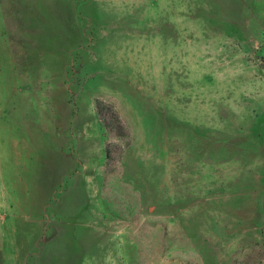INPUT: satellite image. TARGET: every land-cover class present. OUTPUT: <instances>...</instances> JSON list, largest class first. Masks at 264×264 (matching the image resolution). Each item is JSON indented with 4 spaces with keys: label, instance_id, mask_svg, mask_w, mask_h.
Listing matches in <instances>:
<instances>
[{
    "label": "rangeland",
    "instance_id": "rangeland-1",
    "mask_svg": "<svg viewBox=\"0 0 264 264\" xmlns=\"http://www.w3.org/2000/svg\"><path fill=\"white\" fill-rule=\"evenodd\" d=\"M0 6V208L43 264H262L264 0Z\"/></svg>",
    "mask_w": 264,
    "mask_h": 264
},
{
    "label": "crops",
    "instance_id": "crops-1",
    "mask_svg": "<svg viewBox=\"0 0 264 264\" xmlns=\"http://www.w3.org/2000/svg\"><path fill=\"white\" fill-rule=\"evenodd\" d=\"M1 10L2 6H0V12ZM1 19L2 16L0 15V31L1 29H4L2 27L5 26L4 20L1 22ZM3 36L5 37L4 33ZM3 211H5V208H0V264H27L25 263L27 259L26 253L28 250L35 247L37 241H40L41 243L40 257L35 259L34 264H43V259L46 255L45 251L48 248L47 245L49 243L52 245L55 241L59 240V237H46L53 236V231H50V233H47L46 235L45 231H42L43 227H40L43 226L42 221L34 223L38 229L35 227L28 231L25 227V222L22 223L23 225L17 223L15 220L9 222L7 219L9 217L5 215V212L3 213ZM26 232L34 235H32V237L31 235L30 237H26ZM18 235H21V237H16ZM44 242L46 247L45 250L44 247H42L44 246ZM82 254H84V250ZM50 256L51 257L46 260V264H53V253H50ZM21 258L26 259L21 262Z\"/></svg>",
    "mask_w": 264,
    "mask_h": 264
},
{
    "label": "trees",
    "instance_id": "trees-1",
    "mask_svg": "<svg viewBox=\"0 0 264 264\" xmlns=\"http://www.w3.org/2000/svg\"><path fill=\"white\" fill-rule=\"evenodd\" d=\"M262 264H264V260L262 261Z\"/></svg>",
    "mask_w": 264,
    "mask_h": 264
}]
</instances>
